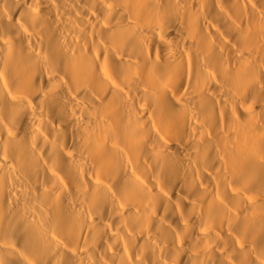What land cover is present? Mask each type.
Here are the masks:
<instances>
[{
  "label": "bare ground",
  "instance_id": "obj_1",
  "mask_svg": "<svg viewBox=\"0 0 264 264\" xmlns=\"http://www.w3.org/2000/svg\"><path fill=\"white\" fill-rule=\"evenodd\" d=\"M0 264H264V0H0Z\"/></svg>",
  "mask_w": 264,
  "mask_h": 264
}]
</instances>
